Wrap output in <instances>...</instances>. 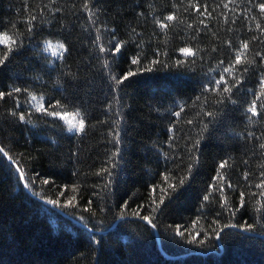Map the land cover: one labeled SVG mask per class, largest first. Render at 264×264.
I'll return each mask as SVG.
<instances>
[{
  "label": "trees",
  "instance_id": "trees-1",
  "mask_svg": "<svg viewBox=\"0 0 264 264\" xmlns=\"http://www.w3.org/2000/svg\"><path fill=\"white\" fill-rule=\"evenodd\" d=\"M262 6L0 0V264H264Z\"/></svg>",
  "mask_w": 264,
  "mask_h": 264
},
{
  "label": "snow or ice",
  "instance_id": "snow-or-ice-1",
  "mask_svg": "<svg viewBox=\"0 0 264 264\" xmlns=\"http://www.w3.org/2000/svg\"><path fill=\"white\" fill-rule=\"evenodd\" d=\"M262 9H264V6H262ZM169 20L173 19V17L169 16L168 17ZM15 40H13L11 37H9L7 34H0V44H4L6 46H9V51H11V44H14ZM49 47H51V45H49ZM59 47L62 49L64 46L63 45H59ZM245 48H247V45H244ZM185 52L186 55H192L193 53L191 52L190 49H185L183 50ZM135 62V61H134ZM241 61L238 59L237 63H240ZM226 71H228L226 69ZM230 89H225V91H229ZM3 93H0V96H2ZM33 99H35V97H33ZM249 111H251L254 115L256 114V109L255 107L250 108ZM78 115V114H77ZM21 119H23V117H21ZM73 119H75V117H73ZM69 124L71 125L70 130L72 128H77V124L72 123V121H68ZM83 127V121H79V130H82Z\"/></svg>",
  "mask_w": 264,
  "mask_h": 264
},
{
  "label": "rangeland",
  "instance_id": "rangeland-1",
  "mask_svg": "<svg viewBox=\"0 0 264 264\" xmlns=\"http://www.w3.org/2000/svg\"><path fill=\"white\" fill-rule=\"evenodd\" d=\"M54 52H58V48L57 47L54 48ZM60 117L65 122V124H66V126H67L69 131H71L73 133L74 132L77 133V132L81 131V130H79V121H81L82 119H81V117L79 115H77V114H64V115H61ZM73 117H75V119H73ZM68 121H72V123L77 124V128H72L70 130L71 125L69 124Z\"/></svg>",
  "mask_w": 264,
  "mask_h": 264
},
{
  "label": "water",
  "instance_id": "water-1",
  "mask_svg": "<svg viewBox=\"0 0 264 264\" xmlns=\"http://www.w3.org/2000/svg\"><path fill=\"white\" fill-rule=\"evenodd\" d=\"M44 203L45 204H47V206H49V207H51V208H53V209H55V210H57V211H59V212H62L61 210H59V209H57L54 205H52L51 203H48V202H45L44 201ZM63 214V213H62ZM66 216V215H65ZM146 223H148V222H146Z\"/></svg>",
  "mask_w": 264,
  "mask_h": 264
}]
</instances>
